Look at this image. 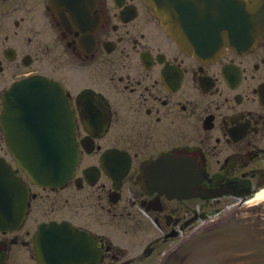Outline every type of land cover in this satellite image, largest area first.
Instances as JSON below:
<instances>
[{
	"label": "flooded vegetation",
	"instance_id": "obj_1",
	"mask_svg": "<svg viewBox=\"0 0 264 264\" xmlns=\"http://www.w3.org/2000/svg\"><path fill=\"white\" fill-rule=\"evenodd\" d=\"M33 76L63 85L74 120L61 187L29 182L3 135L6 93ZM0 157L29 191L22 223L0 226V264H40L51 222L94 240L91 264H161L264 199V39L200 60L145 0H0Z\"/></svg>",
	"mask_w": 264,
	"mask_h": 264
},
{
	"label": "water",
	"instance_id": "obj_2",
	"mask_svg": "<svg viewBox=\"0 0 264 264\" xmlns=\"http://www.w3.org/2000/svg\"><path fill=\"white\" fill-rule=\"evenodd\" d=\"M187 53L210 60L226 47L242 52L264 37V0H145ZM2 128L29 181L62 186L75 173L79 150L61 84L44 77L14 83L5 96ZM25 182L0 158V226L21 224ZM94 242L67 223L43 224L36 236L40 264H90ZM162 264H264V202L195 234Z\"/></svg>",
	"mask_w": 264,
	"mask_h": 264
}]
</instances>
